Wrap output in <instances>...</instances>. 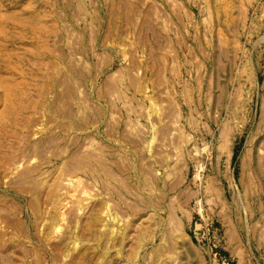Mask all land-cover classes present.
<instances>
[{
    "label": "rangeland",
    "instance_id": "374dc122",
    "mask_svg": "<svg viewBox=\"0 0 264 264\" xmlns=\"http://www.w3.org/2000/svg\"><path fill=\"white\" fill-rule=\"evenodd\" d=\"M0 264H264V0H0Z\"/></svg>",
    "mask_w": 264,
    "mask_h": 264
}]
</instances>
